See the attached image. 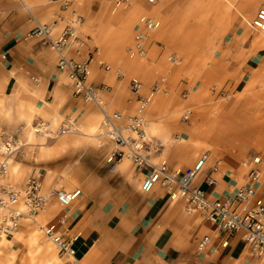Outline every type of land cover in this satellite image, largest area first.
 I'll return each instance as SVG.
<instances>
[{
    "label": "crops",
    "instance_id": "crops-1",
    "mask_svg": "<svg viewBox=\"0 0 264 264\" xmlns=\"http://www.w3.org/2000/svg\"><path fill=\"white\" fill-rule=\"evenodd\" d=\"M129 1L133 7L128 11L113 10L115 4L112 0H78L64 12L63 0H0V93L6 97L15 95L26 105L40 106L39 111L50 121L63 122L73 118L88 129L87 124L95 120L98 110L73 95L66 74L57 69L56 53L40 39L30 36L38 25L51 27V36L57 39L67 27L74 25L75 20L82 19L77 26V36L84 42L83 47L79 50L71 48L69 57L78 62L90 61L95 86L111 87L110 100L129 93L134 76L145 82L151 80L153 72L145 65L132 66L125 53L126 45L129 41L130 44L133 40L135 42L136 34L141 30L138 21L135 25L137 19L147 16L158 20L164 26V33L169 26L190 24L199 19L204 35L219 34L211 30L216 16L207 13L212 0H155V6H150L146 0ZM244 8V3L238 5V11ZM225 20L227 24L221 30L230 34L232 42L240 34L241 20L236 12H230ZM127 34L130 38L124 41ZM228 45L223 48L230 53V58L243 52L237 44ZM239 57L241 64L230 60V66L227 65L234 68L237 80L231 85L236 89L253 82L264 86V50L251 48ZM105 66L122 69L126 78L129 76V86L124 87L126 78L114 82L103 72ZM171 74L174 78L176 72ZM223 75L222 71L217 78ZM178 87V90L185 88L186 93L190 83L182 81ZM196 87L197 84L190 89L188 98L199 90H195ZM171 88L173 86L169 85L170 91ZM248 93L253 94L252 91ZM197 101L189 99L185 108H192ZM178 102L174 97L167 105L169 107L162 110L168 99L161 98L149 111L151 130L158 135L157 139L152 137L151 140L152 146L156 147L151 153V161L166 162L171 170L183 171L208 153V168L195 181V186L208 191L213 198L233 193L246 182L242 163L254 155L264 157V153L256 152L264 146V140H254L253 134L258 128L264 130V112L242 107L226 110L211 122L215 124L214 129H209L206 124L181 121L177 113L179 106L175 107ZM121 108L129 110L130 107L126 104ZM254 115L261 116L257 124L258 118H252ZM229 127L238 129L243 140L228 139L225 131ZM200 131L207 136L196 137ZM86 146L88 154L92 147ZM206 146L209 151L202 152ZM88 158L85 160L89 161ZM217 162L221 166L213 173L212 168ZM110 166L104 177L87 175L88 182L83 185L82 195L70 207H62L53 200L42 214L43 226H54L66 238H76L73 247L80 264H264L263 257L250 252L242 234L231 239L227 247L223 246L224 233L198 214L187 212L183 200L159 186L144 193L141 189L144 175L121 170L123 165ZM35 176L41 177L45 188L42 175ZM209 176L216 180L214 188L205 185ZM17 235L25 238L28 233L19 232ZM204 237H209L210 242L201 251L199 243ZM12 239L18 251L26 249L15 240V236Z\"/></svg>",
    "mask_w": 264,
    "mask_h": 264
},
{
    "label": "rangeland",
    "instance_id": "rangeland-1",
    "mask_svg": "<svg viewBox=\"0 0 264 264\" xmlns=\"http://www.w3.org/2000/svg\"><path fill=\"white\" fill-rule=\"evenodd\" d=\"M212 1L211 8H209V12L207 13L216 16V19L212 21L213 26H211V30L219 34L204 35V30H202L204 27L199 24L200 20L198 19L197 21H193V23L196 22L197 25L191 22L190 24L182 23L180 25L169 26L167 30L165 29V33L163 31L164 26L161 24L160 29L156 33H151V35L148 34V41L146 44L147 56L145 59L130 58L128 48L130 45H133L134 40L131 41V44L129 41L126 45L125 53L131 65H145L150 72H153L151 74V80L148 82L141 80L139 77L134 76L133 78L140 80L144 84L143 95H148L151 87L161 78H167V92L170 91L169 85L173 86L169 94L171 97L168 95H158L148 110L147 134L150 140L154 139L152 137L157 139L158 135L151 130V119L148 114L149 111H151V107H155L157 100L161 98L168 99V103L161 107L162 110L169 107L167 105H169L172 98L177 97L179 102L175 107L177 108L179 106L177 113L181 121L186 123L195 122L206 124L209 129H214L215 124L211 122H215L217 117L221 113H225L224 111L226 110L230 111L234 108L242 107L264 112V88H261L263 90L259 88L264 86H260L261 83L257 84L253 82L247 85V87L242 86L237 89L234 88L231 85V82H237L236 77H234V68L227 66H230V60H232L233 63L241 64V62H239L241 61V57H239L240 54L243 52L248 53L251 48L254 49V51L264 50L263 35L259 37L260 33L253 30L244 20V18H247L252 21L257 12L260 9H264V0ZM240 3H244L245 8L238 11V5ZM149 5L155 6L156 3ZM132 7V5L128 7L114 6L113 10L128 11ZM230 12H236L241 20L240 34L237 37L235 36L232 42L230 34L221 30L227 24L225 18ZM252 13H254V15L249 17ZM137 21L139 22L140 20L137 19L135 25L136 23L138 24ZM124 38V41H128L130 36L127 34ZM228 44L234 46L237 44L243 52L234 54V56L230 58V53L228 54L223 48ZM171 57L178 58L179 63H173L170 60ZM117 69L120 68H113V71L108 73L105 71L104 67H102L103 72L112 77L114 82H122L118 81L116 77L115 70ZM211 70L215 73L208 75L207 72ZM222 71L229 77L223 75L221 76L222 78H217ZM173 72H176L174 78L171 74ZM124 75L126 78V73H124ZM126 79L127 82L124 87L129 86V76ZM182 81L189 82L190 89L197 84L195 90L199 88V90L197 89L198 92H196V90V93L193 92L189 98L187 97V99H184L183 96L186 89L178 90V86L182 84ZM90 82L95 85L93 72L90 74ZM199 83H201V86ZM124 87L121 88L120 92L124 90ZM253 87L257 89L256 91L260 89L257 93L259 96H257L256 91L252 89ZM250 91H252L253 94H249L248 92ZM123 96L124 95L119 94L115 100H110L111 95H107L105 99L108 103V109L110 111L117 110L126 115H132L134 113L135 104L134 102L133 105L129 104V100L132 99L130 87L129 93L127 91L125 96ZM189 99H198L197 105L192 108H185V103ZM126 104L130 107L129 110L121 108V106ZM2 106L5 109H3ZM186 111L192 112L188 120L183 119ZM255 117L258 118L257 124L261 116H252V118ZM29 120L32 121L34 126L42 125V129L44 130L45 137L37 138V146H26L28 143L26 129ZM67 120L68 119H65L62 122L53 119L50 121L48 117L41 114L40 111H35L29 108V105L16 99L15 95L6 97L0 93V136H11L19 142L18 150L10 157L12 161L11 164H9V173L6 178L0 181V185H10L15 189H19L30 177L41 174L43 180H45V190L60 189L69 192L82 190L83 185L88 182V180H86L88 174H99L100 177L106 176L107 172L110 171V165L116 166L119 163L125 162V165L120 168L121 170L127 169L135 171L131 161L128 159H124L121 162L108 163L107 159L114 149V146L107 139L97 137L102 120L99 110L95 120L89 121L90 123L87 124L89 127L90 124L96 125V130H94L95 137H87L84 134L82 136L79 135L85 133L83 132L85 130L82 129L83 127L81 124L76 123L77 120L73 118L71 121L74 122L75 120L74 133L58 137L57 131L68 123ZM89 130L90 128L86 129L87 133ZM227 131H225L226 136L231 141L237 142L243 140V136L238 129L229 127ZM253 134L255 135L254 140L257 141V138L258 141L264 140V130L262 128H258ZM40 144H44L43 149H41ZM86 145H91L92 147L89 149L88 154H86L88 149ZM263 149L264 146L256 150V152L264 153L262 151ZM92 151H94V153L90 155ZM205 151H209L208 146H206V148L204 147L202 150V152ZM86 157H89V161L85 160ZM42 214H40V216ZM37 222L39 225L43 226V215L37 218ZM19 232H27L28 235L24 238L21 235H17ZM17 233L10 237H6L10 243L2 242L0 237V264H63V261L58 259V254L52 243L46 239L38 227L23 223ZM14 236L15 240L20 241L23 247L26 248L25 250L18 251L17 248H15V242L12 239ZM33 239H35L34 244L32 243ZM53 254L56 257H54Z\"/></svg>",
    "mask_w": 264,
    "mask_h": 264
},
{
    "label": "built area",
    "instance_id": "built-area-1",
    "mask_svg": "<svg viewBox=\"0 0 264 264\" xmlns=\"http://www.w3.org/2000/svg\"><path fill=\"white\" fill-rule=\"evenodd\" d=\"M22 2V0H15ZM74 0H63L62 11H69ZM116 7L130 6L129 0H112ZM155 4V0H146ZM82 19L75 20L74 25L67 27L61 36L53 39L51 27L38 25L30 34L51 47L57 55V69L66 74L73 95L84 104L95 106L101 113L102 120L98 133L99 138L107 139L114 149L108 157V163L131 161L137 174L144 175L141 189L150 193L156 186L166 189L173 197H178L186 204L187 212L196 213L215 226L217 231L224 233L227 247L229 241L237 234H242L250 252L264 258V157L254 155L242 163L245 169L246 182L237 187L233 193L213 198L201 187L195 186V181L208 168L210 156L203 154L193 166L183 171H173L166 162L153 163L151 153L156 151L148 138L147 113L158 95H167V79L161 78L150 89L148 95H143L144 84L133 79L130 82L131 100L135 104L134 113L126 115L121 111H110L106 96L111 88L107 85L97 87L90 82V61L78 62L69 57L71 48L79 50L83 41L77 36V26ZM161 23L151 17L144 16L139 21V30L135 42L128 48L131 59H145L148 34H154L160 29ZM251 27L253 30L264 29V9H260ZM177 63L176 57L170 59ZM110 73L112 67L105 66ZM118 81L125 78L122 70H115ZM191 90L188 89L183 98L187 99ZM191 111H186L183 119L188 120ZM67 124L58 131V137L74 133V122L68 118ZM0 181L9 173V158L18 150L19 142L11 136H0ZM221 166L217 162L212 172ZM208 188H214L216 180L209 176L205 180ZM82 195L81 190L67 192L60 189L45 191L43 181L39 176L30 177L19 189L10 185H0V236L10 237L20 230L23 223L38 227L48 241L54 246L63 264H80L74 249L75 237L66 238L54 226H42L37 218L46 211L50 201L55 200L62 207H70ZM209 237H204L199 243V249L204 250L209 244Z\"/></svg>",
    "mask_w": 264,
    "mask_h": 264
},
{
    "label": "bare ground",
    "instance_id": "bare-ground-1",
    "mask_svg": "<svg viewBox=\"0 0 264 264\" xmlns=\"http://www.w3.org/2000/svg\"><path fill=\"white\" fill-rule=\"evenodd\" d=\"M75 1H78V0H74L73 2H75ZM256 17V16H255ZM255 19V18H254ZM253 19V20H254ZM244 20L246 21V23H248V25L251 27V25H252V22H253V20L252 21H250V20H248L247 18H244ZM252 28V27H251ZM253 29V28H252ZM257 32H259L260 33V35H259V37L260 36H262L263 38H264V29L263 30H257ZM260 39V38H259ZM177 62L179 63V59L177 58ZM2 108H3V106H2ZM8 108V107H7ZM29 108H31V109H33V110H40L41 109V107L40 106H37V105H29ZM3 109H5V108H3ZM259 121H260V119H259ZM90 130H89V132L87 133V131H86V129L85 128H82V129H84L85 131H83V132H85V133H83L85 136H89V137H95V134H94V130H96V125H92V124H90ZM88 128V129H89ZM27 135H28V143L26 144V146H37L38 144H37V138L38 137H45V135H44V130L42 129V125L41 126H34V124L32 123V121L31 120H29L28 122H27ZM207 135L205 134V132H203V131H200V132H198V134L196 135V137H200V138H202V137H206ZM98 137V136H97ZM36 141V142H35ZM40 146H41V149H43V147H44V144H40ZM11 158L9 159V164H11ZM118 165H125V162L124 163H119ZM15 172H16V169H15ZM1 237V241L2 242H5V243H10V241H8V239L5 237V236H3V235H1L0 236ZM32 243L34 244L35 243V239H33L32 240ZM50 250V249H49ZM52 255V254H51ZM53 256H54V254H53ZM54 257H56V256H54ZM58 257V259H60L59 258V256H57Z\"/></svg>",
    "mask_w": 264,
    "mask_h": 264
}]
</instances>
